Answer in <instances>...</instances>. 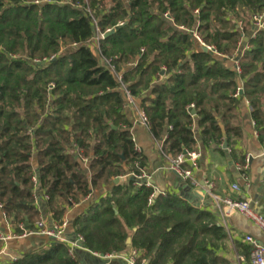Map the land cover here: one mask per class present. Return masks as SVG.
Instances as JSON below:
<instances>
[{
    "label": "trees",
    "instance_id": "16d2710c",
    "mask_svg": "<svg viewBox=\"0 0 264 264\" xmlns=\"http://www.w3.org/2000/svg\"><path fill=\"white\" fill-rule=\"evenodd\" d=\"M262 12L264 0H0V205L16 232L34 229V175L57 222L111 184L105 199L72 221L86 249L133 250L137 264H229L214 252L225 234L211 213L172 193L148 205L150 188L114 183L145 165L107 62L140 102L151 137L163 140V155L194 149L193 124L204 143L229 146L240 137L239 87L264 144V30L254 31L250 19ZM108 29L114 32L96 42ZM192 31L220 56L204 51ZM9 264L75 260L53 239Z\"/></svg>",
    "mask_w": 264,
    "mask_h": 264
},
{
    "label": "crops",
    "instance_id": "0c3cea01",
    "mask_svg": "<svg viewBox=\"0 0 264 264\" xmlns=\"http://www.w3.org/2000/svg\"><path fill=\"white\" fill-rule=\"evenodd\" d=\"M237 98L236 112L241 136L230 138L229 146L226 145V148H223L225 141H221L220 144L204 143L196 124H193L196 139L193 150L199 153V158L197 167L193 169L192 178L189 180H182L167 169L171 156L163 155L158 141L151 137L148 128L137 122L142 110L138 100H134L133 104L125 109V116L130 124L134 144L144 159L145 166L142 171L150 177L156 194H176L193 208L211 213L225 234L222 240L215 241L218 245L214 249L215 254L227 260L229 264H239L236 257L243 255L246 259L244 264H249V247L243 242V237L251 235L264 245V233L239 213L219 217L213 197L247 200L255 210L264 211V144L258 140L248 101L243 97ZM246 159H248L247 169L242 170L240 168L244 166ZM31 164L34 170H37L35 153ZM82 164L87 171L88 165L83 162ZM243 172L247 177L246 180L242 177ZM117 178H119L118 183L123 184L132 180L125 176ZM209 183L213 185L210 192L206 187ZM136 186L139 185L136 184ZM111 188V184L106 185L94 191L90 199L84 198L79 203L66 208L63 219H67L69 224L64 231L62 243L68 247V250L78 237L72 221L78 216L85 215L92 204H99L105 199ZM35 196L37 217L33 222V228L35 229L37 222L40 221L46 228H51L57 221L52 219L39 185L36 187ZM25 230H28L26 225L20 233H17L15 226L6 218L0 207V235L18 236ZM51 240L53 239L46 236L32 234L0 241V264H9L24 255L43 250L49 246ZM131 251L121 254L127 255ZM96 254L88 249L82 250L80 247H75L70 256L75 260V264H128L126 260L119 257L104 259Z\"/></svg>",
    "mask_w": 264,
    "mask_h": 264
},
{
    "label": "built area",
    "instance_id": "2783aa9c",
    "mask_svg": "<svg viewBox=\"0 0 264 264\" xmlns=\"http://www.w3.org/2000/svg\"><path fill=\"white\" fill-rule=\"evenodd\" d=\"M35 3H39V2L35 1ZM195 12H197V10ZM164 16H167V14L165 13ZM250 19H251L252 27H253L254 31L264 30V12L254 13V14H252ZM238 26H239V28H241V26H242L241 21L238 22ZM181 29H185V28L181 27ZM108 31H110V29H108L106 32H108ZM192 35L194 36V38L197 40V42L203 48H206L207 51H210L213 54L220 56V54L215 50V48L213 46L205 45L201 41V39L198 36L196 31H192ZM100 38L101 39L103 38L102 33L98 34V36L95 38V41L97 42ZM245 49H247V47H240L239 50H236V56H240ZM231 62L233 64L234 70L239 74L240 73V67L238 64V60L232 59ZM107 64H108V68L110 69V71L114 73L115 79L117 80V82H119L121 84V89L123 90L124 98H125L124 109H126L133 104L134 99L131 96L130 92L124 86L123 81H122V75L118 74L114 71V67H113V65L110 64L109 61L107 62ZM241 90H242V88L239 87L236 90V93L234 94V96L239 97V95L241 94ZM190 107L192 108V106H190ZM137 122L140 123L141 125H143L144 127L148 128V119H147V116L143 110L140 111V113L138 115ZM164 138H165V136H164ZM132 140H133V142L135 141L133 137H132ZM158 143H159V149L161 150L163 140L158 141ZM135 150L137 152H139V149L137 148V146H135ZM198 158H199V153L197 151L185 149L182 152L178 153L175 157H170L167 169L170 170L171 172H173L180 179L189 180L192 178L193 169H195L197 167ZM82 162L84 164H88V161L85 158L82 159ZM247 163H248V159H246L244 166H242L240 169L246 170L247 169ZM125 177H127V178L131 177L132 180L136 184L144 185L146 188H150L152 190L151 194L148 196V199H147L148 205L151 204L152 199L157 194L153 189V185L151 184L150 177L143 171H141V173H139V174L130 173V174L126 175ZM242 177L244 180L247 179L244 172L242 173ZM32 183L34 186L33 193L35 195V190H36V187L38 186L37 175H34L32 177ZM206 187H207V191L210 192L213 185L211 183H209L206 185ZM234 188H236V186H234ZM91 197H92V194L90 193L86 196L85 199L87 200V199H90ZM213 197L215 200V209H216L219 217L223 218L225 215H228L230 213H239L244 218H246L249 222L256 225L264 233V211L260 212V211L255 210L252 207V205L250 204V202L247 200L232 199L229 197H223V198H220L217 196H213ZM35 198H36V196H35ZM43 199L44 200L48 199V196L45 195L44 193H43ZM0 207H1V205H0ZM68 224H69L68 220L63 219L62 221L55 223L51 228H46L44 226V224L40 221V222H37L36 228L34 230H25L23 232V234H21V235H18V236H14V235L2 236V235H0V241H5V240H8V239L13 238V237L22 238V237H25L28 235L35 234V235L46 236V237L52 238L54 240H57L59 242H62L63 241V234H64V231L67 228ZM82 242H83L82 236L78 235L77 240L72 243V246L68 250V253L71 255L73 252V248L80 247V244H82ZM243 242L249 247V264H264V245L261 244L257 239H255L251 235H245L243 237ZM96 255L101 257V258H104V259L112 258V257H119V258L126 260L128 262V264H137L136 258L138 256V253L136 251L132 250L126 256H123L122 254H117V255L96 254ZM236 258H237V261L239 262V264H244L246 262V259L243 255H238Z\"/></svg>",
    "mask_w": 264,
    "mask_h": 264
},
{
    "label": "water",
    "instance_id": "95a60500",
    "mask_svg": "<svg viewBox=\"0 0 264 264\" xmlns=\"http://www.w3.org/2000/svg\"><path fill=\"white\" fill-rule=\"evenodd\" d=\"M114 32V29H112V30H110V31H108V32H106V33H104L103 34V38H105V37H107L108 35H110L111 33H113ZM203 50L204 51H207V49L206 48H203ZM162 74H163V72H162ZM192 114L194 115L195 114V111L192 109ZM223 148H226V143L224 142L223 143ZM130 179H132L131 177H129ZM118 181H119V178H115L114 179V183H118ZM130 242H131V240H130V238H127V240H126V243L127 244H130ZM80 248L82 249V250H85L86 248L83 246V244H80ZM123 256H126V254H122Z\"/></svg>",
    "mask_w": 264,
    "mask_h": 264
},
{
    "label": "rangeland",
    "instance_id": "374dc122",
    "mask_svg": "<svg viewBox=\"0 0 264 264\" xmlns=\"http://www.w3.org/2000/svg\"><path fill=\"white\" fill-rule=\"evenodd\" d=\"M92 50L95 51V44L92 45Z\"/></svg>",
    "mask_w": 264,
    "mask_h": 264
}]
</instances>
